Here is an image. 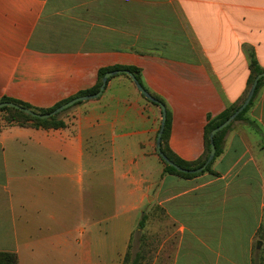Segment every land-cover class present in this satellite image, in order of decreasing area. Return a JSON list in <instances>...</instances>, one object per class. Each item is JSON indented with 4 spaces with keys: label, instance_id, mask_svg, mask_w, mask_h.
<instances>
[{
    "label": "crops",
    "instance_id": "1",
    "mask_svg": "<svg viewBox=\"0 0 264 264\" xmlns=\"http://www.w3.org/2000/svg\"><path fill=\"white\" fill-rule=\"evenodd\" d=\"M251 54L264 68V0H0V101L49 108L103 67L135 66L186 161L203 154L208 119L243 95ZM115 77L66 127L0 129V251L19 264H123L153 193L177 225L173 264H254L264 85L246 115L255 127L228 133L216 174L184 178L157 153L160 105Z\"/></svg>",
    "mask_w": 264,
    "mask_h": 264
},
{
    "label": "trees",
    "instance_id": "2",
    "mask_svg": "<svg viewBox=\"0 0 264 264\" xmlns=\"http://www.w3.org/2000/svg\"><path fill=\"white\" fill-rule=\"evenodd\" d=\"M115 69H128L131 70L136 76L137 78L140 80V69L138 67L135 66H128V65H112V66H107V67H103L99 70L98 72V79L96 84L89 88V89H85L83 91L78 92L77 94L66 98L60 102H58L57 104H55L52 107L49 108H34L31 105H29L28 103L13 99V98H9V97H3L1 99L0 102L2 101H13L15 103H18L22 106L31 108L35 111H39V112H49L53 109H55L56 107H58L59 105L65 103L66 101L80 96V95H85V94H92L95 93L96 91H98L101 83H102V78L104 76V74L108 71L111 70H115ZM249 69H250V75L248 78V82H247V86L246 89L243 93V95L234 103H232L229 107H227L224 111H222L220 114H218L215 117H210L208 119V122L205 126V149L203 154L193 160V161H186L183 160L182 158H180L177 154H175L168 146L167 141H168V137H169V133H170V128H171V114L169 111H167V120H166V124H165V129L163 132V136H162V150L165 152V154L167 156H169L174 162H176L178 165L184 167V168H188V169H194L197 168L201 165L204 164V162L206 161V159L209 156L210 153V147H211V141H210V132L216 127L218 126L220 123L224 122L230 115H232V113H234V111H236V109L241 105V103L244 101L252 83L253 80L255 79V77L261 73L264 72V68H262V66L260 65V63L258 62V60L255 58V56L253 54H251V58H250V63H249ZM127 75V74H126ZM128 76V75H127ZM113 77V76H112ZM110 77L108 79V81L112 78ZM129 77V76H128ZM141 82V80H140ZM264 85V78H261L259 80L258 86L256 88V92L254 94V97L252 99V101L250 102V104L241 112L237 115V117L235 118V120L228 125L226 128H224L223 130L219 131L215 137H214V142L216 145V156L213 159V161L207 166V168L200 172V173H188V172H182L177 170L175 167L168 165L167 163H165L162 159V162L164 163V172L166 173H172L184 178H192V177H196L204 172H212L214 174H216V172L212 169V165L215 161V159L223 152L224 148H223V136L224 133L229 130L232 125L239 120L242 121H248L250 122L251 125H254L255 127V121L249 119L246 115L248 110L250 109L251 105L254 102V99L258 93V90L260 89V87H262ZM153 94V93H152ZM153 96H155L156 98H158L159 100L160 97H158L157 95L153 94ZM149 100V99H148ZM151 101V100H149ZM84 101L78 102L75 105L81 104ZM152 103L156 104L155 102L151 101ZM68 110V109H67ZM65 110V112L67 111ZM69 113V111H68ZM67 114V113H66ZM13 125H18V126H29V127H36V128H43V129H51V128H63L66 127L68 125L67 121L64 119V115L60 114L54 117H51L49 119H41V118H37L34 117L32 115H29L19 109H16L14 107H2L0 108V129L8 127V126H13ZM143 225V222H141L140 226ZM131 245V244H130ZM130 249V247H129ZM129 249L125 255L123 264H126L127 259L129 257ZM0 264H19V259H18V255L15 252H9V251H0ZM254 264H256L255 261V257H254ZM259 264V263H258Z\"/></svg>",
    "mask_w": 264,
    "mask_h": 264
},
{
    "label": "rangeland",
    "instance_id": "3",
    "mask_svg": "<svg viewBox=\"0 0 264 264\" xmlns=\"http://www.w3.org/2000/svg\"><path fill=\"white\" fill-rule=\"evenodd\" d=\"M126 77L125 74L120 73L116 74L115 78L129 81ZM97 99H100V96L95 98V100ZM88 101H84L83 103H88ZM79 105H74L61 114L66 115L68 111L72 113ZM240 123L247 122L242 120L236 121L224 133L223 148L228 133ZM149 196L150 198L147 197L145 201V206L135 216L140 221L138 230L132 235L129 257L126 264H173L178 242L177 225L166 215L160 205L156 203L153 193H150ZM141 222H143L142 226H140ZM257 240L262 241L260 249L256 248ZM253 254L256 264H264V225L254 241Z\"/></svg>",
    "mask_w": 264,
    "mask_h": 264
},
{
    "label": "water",
    "instance_id": "4",
    "mask_svg": "<svg viewBox=\"0 0 264 264\" xmlns=\"http://www.w3.org/2000/svg\"><path fill=\"white\" fill-rule=\"evenodd\" d=\"M120 73H125L127 74L130 79L133 81V83L135 84V86L137 87V89L149 100L157 103L158 105H160L161 109H162V120H161V126L160 129L158 131V135H157V143H156V149H157V153L158 155L163 159V161L165 163H167L170 166L175 167L177 170L182 171V172H188V173H200L202 171H204L207 166L213 161V159L216 156V145L214 142V137L215 135L223 130L224 128H226L228 125H230L235 118L237 117V115L239 113H241L252 101L254 94L256 92V88L258 86L259 80L261 78H264V72L259 73L255 79L253 80V83L244 99V101L241 103V105L236 109V111H234V113H232V115H230L224 122L220 123L218 126H216L211 132H210V141H211V147H210V153L208 158L206 159V161L204 162L203 165L194 168V169H188V168H184L180 165H178L176 162H174L169 156H167L165 154V152L162 150V136H163V132L165 129V124H166V120H167V110H166V106L165 104L159 100L158 98H156L155 96H153L144 86L143 84L140 82V80L137 78V76L128 69H115V70H111L108 71L104 74L103 78H102V83L98 89V91H96L95 93L92 94H85V95H80L77 97H74L68 101H66L65 103L59 105L58 107H56L55 109L49 111V112H39V111H35L31 108L22 106L18 103H15L13 101H2L0 102V108L8 106V107H14L16 109H19L29 115H32L34 117L37 118H41V119H49L51 117L60 115L62 112H64L65 110L71 108L72 106H74L75 104H77L78 102L81 101H88L90 99H95L97 97H99L103 91L105 90L107 83H108V79L116 74H120ZM262 245V241L258 240L256 243V248L260 249Z\"/></svg>",
    "mask_w": 264,
    "mask_h": 264
}]
</instances>
